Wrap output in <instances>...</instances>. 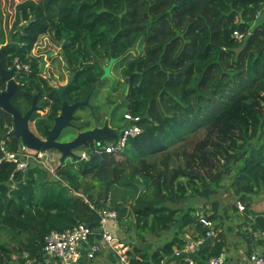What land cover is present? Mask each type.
Instances as JSON below:
<instances>
[{
    "label": "trees",
    "instance_id": "16d2710c",
    "mask_svg": "<svg viewBox=\"0 0 264 264\" xmlns=\"http://www.w3.org/2000/svg\"><path fill=\"white\" fill-rule=\"evenodd\" d=\"M263 7L264 0L18 2L0 60L7 69L29 66L15 69L18 84L11 101L21 113L33 100L46 109L31 115L36 129L43 134L42 125H51L61 107L43 73L40 52L34 49L41 37H47L62 50L73 76L65 90L70 103L84 99L92 83L99 81L100 59H121L138 47L140 53L126 58L119 70L123 92L128 88L118 128L129 112L140 117L143 131L127 139L120 150L90 152L87 159L60 162L53 172L35 162L20 171L2 160L0 255L9 257L11 252L3 234L22 246L16 259L9 257L11 264L41 262L45 236L78 223H90L89 242L100 245L102 210L115 211L119 225L131 228V234L142 240L149 231L182 232L185 227L201 239L206 229L198 222L199 215L213 221L217 210L198 214L184 200L215 194L224 181L242 203L263 194L264 20L255 21ZM234 31L243 38L237 40ZM5 86L0 77V91ZM84 126L89 127L88 121ZM200 127L205 133L182 151V163L170 164L169 148L184 143ZM11 128V114L0 107V137ZM117 136L106 137L101 144L114 142ZM10 137L6 147L15 150L22 141L12 131ZM155 153L163 155L161 167L146 161L145 156ZM135 159L140 166L126 171ZM127 192L133 199L128 209L118 202L127 200ZM252 228L263 229L264 218L256 217ZM205 243L197 264L223 253L222 231ZM182 246L174 235L150 253L135 246L128 253L135 264H165L174 256L173 247Z\"/></svg>",
    "mask_w": 264,
    "mask_h": 264
},
{
    "label": "rangeland",
    "instance_id": "374dc122",
    "mask_svg": "<svg viewBox=\"0 0 264 264\" xmlns=\"http://www.w3.org/2000/svg\"><path fill=\"white\" fill-rule=\"evenodd\" d=\"M22 0H0V47L5 45L8 42L9 33L12 31V23L14 21V7L15 5ZM264 20V14H260L258 18H256V23L262 22ZM35 52L38 53H44L43 57L44 60L41 61L43 73L45 76L49 78L50 84L53 86H56L57 84H64L66 82L67 76L71 75V71L68 69L67 65L65 64V60L63 57L62 52L60 49L56 46H53L49 43V40L47 37H41L37 45L34 46ZM48 50V52H43L44 50ZM140 53V49L138 47L134 48L130 54L123 56L121 59L115 61L111 68V75L112 77H107L104 79H99L100 83L97 84L94 93L92 95V103L95 107L102 109L103 113L107 110L105 107L106 104V98L108 96L115 98H118L122 93L124 89V81L123 78L120 77L119 70L121 67V64H123L126 60V58H129L131 55H135ZM108 59L103 58L100 59V63L106 64ZM101 76V75H100ZM115 87V89H114ZM14 102H20L17 98L14 99ZM107 106V105H106ZM126 109V106L124 103H120L116 107V113L113 118L112 125L115 128H118V124H120L121 120V114ZM92 112V110H91ZM79 115H82L84 117L86 115V110H78L76 112ZM124 122V121H123ZM122 122V123H123ZM123 125V124H122ZM29 127L34 131V125L33 122L29 123ZM9 130V129H8ZM204 128L200 127L197 129V131L190 134L187 138V140L182 143H176L173 147H170V151H172V158L170 161V164H181L182 163V157L181 153L183 150L190 149L191 145L198 140L200 137L204 135ZM50 158L45 161V165L42 163L41 166L48 169L49 171L53 172L57 165L60 163V154L56 150L50 151ZM145 156V155H144ZM143 156V157H144ZM142 157V158H143ZM146 161L150 163H155L156 166L161 167L163 155L159 153H155L153 155L145 156ZM68 160V159H67ZM139 159L133 160V163L128 164L126 171H129L133 169L134 166L139 167L138 163ZM38 163V162H37ZM44 165V166H43ZM30 166V163L28 162L27 170ZM223 186L220 187L215 194H212L208 197L205 196H198L197 194L193 195L192 197L187 198L184 200L187 204H193L195 206L196 213H201L202 210L206 212L207 215L213 214V209L215 208L217 211L216 218L213 220L214 223V231L215 233H219V231H222V235L225 239V245L228 250H231V248H234L236 243L238 242V237L234 234V225L232 222L238 221L237 215L232 212L234 209V205L236 203V196L230 190L227 186V182H223ZM12 188H15V183L12 181ZM144 187L141 186V190H143ZM122 192L119 191L117 194H121ZM127 200H118V202H121L123 207L129 208L130 204L133 202L132 195L127 192ZM181 205V204H180ZM179 205V206H180ZM186 207V206H184ZM240 208V207H239ZM241 209V208H240ZM238 209L239 211H242ZM110 226L108 229L116 236L118 239L124 243L125 245L128 244L130 247L135 246L139 249H142V253H150L155 249H160L163 244L169 240L172 239V237L178 236L183 241V246L181 248L179 247H173V255L174 250H183L187 248L194 247L201 242H198V239L192 238V235H190L193 232V229L190 228H184L183 231H177L173 228L159 231V232H147L145 234L144 240H142V237H139L135 234H131L132 229L130 228L129 231L126 230V225L120 224L117 221V218L114 220L109 221ZM213 237V236H211ZM1 239L4 242H7V244L11 248V252L9 254V257L12 259H16L17 252L20 251L22 248L19 241L12 240L1 234ZM206 243L202 245H198V252L202 246H204ZM105 245V246H104ZM103 247L105 248V251L103 255H99L98 252L102 248V245L99 246L98 251L95 256V263L102 262L105 264H121L118 255L116 254V251L111 249L105 242H103ZM82 250V249H80ZM245 252V248L242 249ZM243 252V253H244ZM139 255V254H138ZM140 256V255H139ZM9 257L6 256L3 258V256L0 255V264H11L12 262L9 260ZM130 256V260H131ZM134 258H139L137 255H134ZM93 259V260H94ZM113 259V260H112ZM112 262L110 263V261ZM175 264H177V261L175 259H172ZM167 261V260H166ZM134 263V262H133ZM164 264V263H163ZM166 264V263H165ZM249 264V263H245Z\"/></svg>",
    "mask_w": 264,
    "mask_h": 264
},
{
    "label": "built area",
    "instance_id": "2783aa9c",
    "mask_svg": "<svg viewBox=\"0 0 264 264\" xmlns=\"http://www.w3.org/2000/svg\"><path fill=\"white\" fill-rule=\"evenodd\" d=\"M233 36L237 40L243 38V34L239 31H234ZM16 68L29 69L28 65L16 64ZM124 126L121 131L116 135L114 142H109L106 145L101 143H95L92 146L76 151L79 159H87L90 152H111L114 150H120L126 144L127 139L134 137L142 133L143 129L139 124L140 117L132 115L131 113H124ZM12 128L7 130L0 137V162L6 160L15 164L16 170L24 171L27 168L28 162H35L39 165L42 163L45 165V161L50 158L49 149H30L25 146L23 142L17 143L15 150L7 149L6 145L10 141V132ZM41 163V164H40ZM43 165V166H44ZM12 178V176L10 177ZM12 187V184H11ZM238 207H243L241 203H237ZM116 218V212L112 210H102L100 214V228H101V241L105 242L111 249L116 251L118 259L121 264H135L130 260L129 251L131 247L128 244L122 243L118 237H116L109 229L108 222ZM198 222L206 229L205 237L198 239V243L195 248H187L183 250H174V259L177 264H197L198 245L204 244L207 238L215 235L214 223L207 216L199 215ZM192 232L190 235H192ZM93 234V230L86 223H78L73 228L65 229L63 231H50L44 239V258L46 257L47 264H76L81 245H84V249L87 252L88 258H93L95 252L99 248V244L94 242L90 244L89 238ZM195 233L192 235L194 238ZM260 236L263 239V246L261 251L250 253L248 256L249 264H264V228L261 229ZM195 239V238H194ZM88 245V246H87ZM225 262V256L223 253L218 256H212L207 260L206 264H223Z\"/></svg>",
    "mask_w": 264,
    "mask_h": 264
},
{
    "label": "water",
    "instance_id": "95a60500",
    "mask_svg": "<svg viewBox=\"0 0 264 264\" xmlns=\"http://www.w3.org/2000/svg\"><path fill=\"white\" fill-rule=\"evenodd\" d=\"M262 14H264V7L262 9ZM5 45L0 47V55ZM264 51V47H262ZM119 59L115 57H110L106 64L102 65V74L100 79L107 77H112L111 67L115 61ZM16 66L10 68H4L0 60V77L6 81V87L4 90L0 91V107L6 110L12 116V133L16 138H19L26 147L30 149L40 150L49 149L56 150L60 153V162L68 160H78L79 156L74 151L79 147H89L91 142L98 143L101 138L105 136H116L117 131L113 128L108 127L107 121L102 127H94L92 129H87L80 131V127L74 125L71 120L74 118V111L77 107L87 106L92 110L89 100L94 92L97 82L92 83L90 90L87 95L82 100H75L74 102H68L65 96V90L69 87L73 81V76H67L66 82L64 84H57L52 86V89L57 93L61 107L57 115L53 117L52 125L44 126L43 135L44 138L38 137L29 127V122L31 115L35 111H44V108L37 105L35 100L32 101L31 106L25 113H21L10 101V98L17 90V82L13 78V73ZM127 93V89H126ZM126 93L122 97L121 102L126 100ZM116 103H112L110 106V112L114 108ZM110 114V113H109ZM108 114V116H110ZM71 127L77 131V134L68 140H58L62 130ZM121 129L119 130V132ZM71 134H66L69 137ZM90 226V223H87Z\"/></svg>",
    "mask_w": 264,
    "mask_h": 264
},
{
    "label": "crops",
    "instance_id": "0c3cea01",
    "mask_svg": "<svg viewBox=\"0 0 264 264\" xmlns=\"http://www.w3.org/2000/svg\"><path fill=\"white\" fill-rule=\"evenodd\" d=\"M238 202L243 206L241 209L237 205ZM238 209L242 211H239ZM232 212H234L238 218V221L232 222L234 225V234L238 237V242L234 245V248H231V250L225 248L226 245L224 246L223 255L225 256V262L223 264H245L248 263L249 254L261 251L263 246V239L260 236L261 229L253 230L252 227L256 217L262 216L264 218V193L251 196L248 203H242L239 200H236ZM109 226L110 222H108V227ZM100 243L99 246L102 245V248L99 250L100 252H98V254L103 255L105 248L103 247V242L100 241ZM84 245H81L82 250H80L76 264H105L102 262L95 263L96 261L94 258L98 250L95 252V256L89 259L87 257V252L84 249ZM243 248H245V252L242 250ZM174 258L175 257L172 256L170 260L166 261V264H175L172 260ZM31 264H47L46 257L41 262ZM113 264H115V262Z\"/></svg>",
    "mask_w": 264,
    "mask_h": 264
},
{
    "label": "flooded vegetation",
    "instance_id": "af4514ba",
    "mask_svg": "<svg viewBox=\"0 0 264 264\" xmlns=\"http://www.w3.org/2000/svg\"><path fill=\"white\" fill-rule=\"evenodd\" d=\"M59 48V47H58ZM60 49V48H59ZM60 51L62 52V50L60 49ZM43 52H47L46 50H44ZM43 54L44 53H40V55H41V57H42V60H44V57H43ZM109 60V59H108ZM108 60H107V62H108ZM119 60V59H118ZM106 62V63H107ZM115 64V63H114ZM102 65H103V63H102ZM102 65H101V67H102ZM112 68V67H111ZM16 71V70H15ZM14 71V72H15ZM102 74V73H101ZM13 78H14V73H13ZM15 79V78H14ZM99 79H100V77H99ZM16 81V80H15ZM100 81V80H99ZM99 81H96L97 82V84L99 85ZM17 82V81H16ZM6 87V86H5ZM128 87L126 86V88H125V91L118 97V98H116V100H115V98H113V97H110V96H108L107 98H106V104H105V107L107 108V110L103 113V111H102V109H100V108H97V107H95L94 106V104L92 103V96H91V98H90V100H89V103H90V105H91V107H92V112H91V109L89 108V107H87V106H82V107H77L76 109H75V111H74V118L71 120V122L74 124V125H76V126H78V127H80V131H84V130H87V129H92V128H94V127H102L103 125H104V123L107 121V125H108V127H110V128H113V129H115L116 131H117V134L119 133V130L121 129H119V128H115L113 125H112V122L114 121L113 120V118H114V115H115V113L117 112L116 111V107L120 104V103H123V102H121V99H122V97L125 95V93H126V89H127ZM5 89V88H4ZM3 89V90H4ZM114 89H115V87H114ZM94 93V92H93ZM93 95V94H92ZM10 101H11V98H10ZM11 103H12V101H11ZM112 103H116V105L114 106V108L111 110V112H110V106H111V104ZM13 104V103H12ZM107 105V106H106ZM86 110V115L84 116V117H82V115H79V114H77L76 112L78 111V110ZM44 111H46V109L44 108ZM44 111H38L39 113H43ZM26 112V111H25ZM24 112V113H25ZM110 113V114H109ZM108 114L110 115V116H108ZM88 121V123H89V127H85L84 126V123L85 122H87ZM30 122H31V120H30ZM29 122V123H30ZM51 125H52V123H51ZM51 125H49V127L51 126ZM43 126V129H44V126L45 125H42ZM46 126H48V125H46ZM32 130V129H31ZM33 131V130H32ZM44 131V130H43ZM38 137H40V138H44L45 136L42 134V132L40 133L37 129H36V127L34 126V131H33ZM71 134L69 137H66V134ZM77 134V131L74 129V128H71V127H68V128H66V129H64V130H62V132H61V134H60V136H59V138H58V140H68V139H71V138H73L75 135ZM116 134V135H117ZM106 137H109V136H105V137H103V138H101V140H100V143L102 142V141H106ZM92 144V143H91ZM78 149H80V147L79 148H77V149H74V151H77ZM59 153V152H58ZM60 154V153H59Z\"/></svg>",
    "mask_w": 264,
    "mask_h": 264
},
{
    "label": "clouds",
    "instance_id": "9594fccd",
    "mask_svg": "<svg viewBox=\"0 0 264 264\" xmlns=\"http://www.w3.org/2000/svg\"><path fill=\"white\" fill-rule=\"evenodd\" d=\"M92 143V144H91ZM90 143V145L89 146H92V145H94L95 144V142H91ZM98 143H100V142H98ZM85 147H80V149H78L77 151H79V150H81V149H84ZM88 148V147H87ZM76 152V151H75Z\"/></svg>",
    "mask_w": 264,
    "mask_h": 264
}]
</instances>
